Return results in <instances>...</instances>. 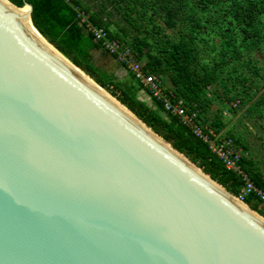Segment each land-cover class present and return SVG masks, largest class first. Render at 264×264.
<instances>
[{"label":"water","instance_id":"1","mask_svg":"<svg viewBox=\"0 0 264 264\" xmlns=\"http://www.w3.org/2000/svg\"><path fill=\"white\" fill-rule=\"evenodd\" d=\"M6 1L0 264H264V229L222 193L239 199L11 15L31 5Z\"/></svg>","mask_w":264,"mask_h":264},{"label":"trees","instance_id":"2","mask_svg":"<svg viewBox=\"0 0 264 264\" xmlns=\"http://www.w3.org/2000/svg\"><path fill=\"white\" fill-rule=\"evenodd\" d=\"M9 1L20 8L31 5L32 24L50 44L238 196L243 187L241 178L165 111L125 64L104 49L81 22L76 7L84 11L89 22L104 27L112 39L132 50L147 71L159 75L177 100L190 110L198 108L204 124L243 148V169L264 189V146H259L260 151L255 145L261 141L258 137L264 138V130L253 134L244 125L237 135L231 131L234 127L228 131L230 124L224 121L225 116L237 115L247 107L246 119L255 125L258 120L264 123V0ZM117 63L127 71L125 80L114 69ZM212 111L213 118L208 119L206 114ZM245 204L264 217V203L248 197Z\"/></svg>","mask_w":264,"mask_h":264},{"label":"built area","instance_id":"3","mask_svg":"<svg viewBox=\"0 0 264 264\" xmlns=\"http://www.w3.org/2000/svg\"><path fill=\"white\" fill-rule=\"evenodd\" d=\"M64 1L67 4L71 3V0ZM76 10L81 22L86 24L87 30L102 43L104 49L116 56L119 62L125 64V67L133 73L136 80L149 91L153 98L162 103L165 111L178 118L196 138L208 145L211 152L223 161L228 170L241 178L243 187L237 198L244 203L248 197H254L264 203V189L255 184L241 164L242 156L245 154L243 148L236 146L232 139L223 136L212 126L204 124L198 108L190 110L182 100H177L175 95L164 87L162 78L147 71L144 64L133 56L129 47H124L119 41L112 39L104 27L95 26L89 22L90 16L84 11L78 7Z\"/></svg>","mask_w":264,"mask_h":264},{"label":"bare ground","instance_id":"4","mask_svg":"<svg viewBox=\"0 0 264 264\" xmlns=\"http://www.w3.org/2000/svg\"><path fill=\"white\" fill-rule=\"evenodd\" d=\"M0 6H2L7 12V6H9L11 8V5L8 4V2L6 0H0ZM30 12V7L26 6L20 10H17V12H13L11 13V15L13 17H15L20 23H22L27 29H29L33 34H35L40 40H42L47 46H49L53 51H55L60 57H62L66 62L69 63V61L59 52H57L54 48V46H51L49 43H47L39 34L37 31H35V29L32 27L31 24V18L29 15ZM34 32H33V31ZM70 64V63H69ZM71 65V64H70ZM72 66V65H71ZM73 67V66H72ZM75 68V67H73ZM76 69V68H75ZM80 74H82L86 79H88L93 85H95L99 90H101L106 96H108L113 102H115L119 107H121L126 113H128L133 119H135L139 124H141L146 130H148L152 135L153 133L151 132V130H149L141 121H139L134 115H132L128 109L124 106H122L115 98H112V96L110 94H108L104 89L99 88L98 84L88 75H86L84 72L79 71L78 69H76ZM166 147H168V145H166ZM179 158H181L186 164H188L192 169H194L195 171L197 170L194 166L191 165V163L185 159L182 155L178 154L177 152H175L174 150H172ZM198 173V171H196ZM199 174V173H198ZM205 180H207L209 182V179H207L208 177H203ZM211 184V183H210ZM212 186H214L219 192H224L223 189L217 187L214 184H211ZM221 190V191H220ZM221 192V193H222ZM225 193V192H224ZM222 193L225 197H227L232 203L235 204V202L237 203V205H239V209H241L245 214H247L252 220H254L258 225H260L263 229H264V219L259 216L258 214H256L253 210H251L248 206L244 205L243 203H241L240 200H237L236 198H234L231 195H226ZM236 205V204H235ZM248 207V208H247Z\"/></svg>","mask_w":264,"mask_h":264},{"label":"rangeland","instance_id":"5","mask_svg":"<svg viewBox=\"0 0 264 264\" xmlns=\"http://www.w3.org/2000/svg\"><path fill=\"white\" fill-rule=\"evenodd\" d=\"M118 18H119V16H118ZM115 28V27H114ZM122 45H125L124 43L122 44ZM115 69V71L117 72V74H118V76L121 78V79H123V80H125L128 76H127V71L124 69V68H122L121 67V65L119 66V64L117 63L116 64V67L114 68ZM105 90V89H104ZM106 91V90H105ZM108 94H110L108 91H106ZM115 98V97H114ZM116 99V98H115ZM247 107H245V108H243V110H241L240 112H238V114L237 115H230V116H225L224 117V121L227 123H229V124H231L232 126L230 127V128H227L228 129V131H230L233 127H234V129L233 130H231L232 132H234L235 134H239V133H242V130H244V128H243V126L245 125L247 128H249L250 130V132H258L260 129L261 130H264V128L261 126V125H264V123L260 120H258V121H255L256 122V125H255V123H253V122H250V120L247 118H245L244 116H243V114H244V109H246ZM215 109V108H214ZM213 114H214V112L212 111L211 112V114L210 115H208V113L206 114V117L208 118V119H212L213 118ZM242 117H243V119H244V121H243V119H242ZM258 124L260 125V127L258 126ZM263 128V129H262ZM262 132V131H261ZM264 133V132H263ZM254 134V133H253ZM259 134V133H258ZM260 135V134H259ZM258 139H260L261 141H255V145H256V147H258V148H260L259 146H261V145H263L264 146V138H262V137H258ZM262 148H264V147H262ZM262 148H260L259 150L261 151L262 150ZM264 154V153H263ZM249 207V206H248ZM247 207V208H248ZM254 211V210H253ZM254 212H256V211H254ZM257 213V212H256ZM258 214V213H257ZM258 215H260V214H258ZM261 216V215H260ZM263 219H264V217H263Z\"/></svg>","mask_w":264,"mask_h":264},{"label":"crops","instance_id":"6","mask_svg":"<svg viewBox=\"0 0 264 264\" xmlns=\"http://www.w3.org/2000/svg\"><path fill=\"white\" fill-rule=\"evenodd\" d=\"M230 127H231V124L227 128H230Z\"/></svg>","mask_w":264,"mask_h":264},{"label":"clouds","instance_id":"7","mask_svg":"<svg viewBox=\"0 0 264 264\" xmlns=\"http://www.w3.org/2000/svg\"><path fill=\"white\" fill-rule=\"evenodd\" d=\"M144 64V63H143ZM165 87V86H164ZM166 88V87H165ZM237 197V196H236ZM245 203V202H244Z\"/></svg>","mask_w":264,"mask_h":264}]
</instances>
